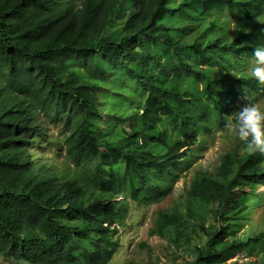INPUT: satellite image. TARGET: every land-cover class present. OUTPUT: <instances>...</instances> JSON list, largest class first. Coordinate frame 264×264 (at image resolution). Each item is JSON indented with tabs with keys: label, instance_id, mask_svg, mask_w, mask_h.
I'll list each match as a JSON object with an SVG mask.
<instances>
[{
	"label": "trees",
	"instance_id": "1",
	"mask_svg": "<svg viewBox=\"0 0 264 264\" xmlns=\"http://www.w3.org/2000/svg\"><path fill=\"white\" fill-rule=\"evenodd\" d=\"M261 1L0 0V255L25 264H109L127 202L157 201L200 132L212 122L225 128L244 92L264 95L248 75L231 73L256 45L237 40L258 38L264 23L246 33L239 27V38L226 42L216 17L200 22L221 10L252 19ZM118 72L144 98L121 111L124 135L111 141L99 137L106 106L99 100L106 74ZM42 117L65 134L59 148L75 168L67 178L33 159L32 146L46 140ZM243 184L264 185V154H248L238 141L186 196L221 209L236 203L234 188ZM177 224L174 214L157 220L159 231ZM202 230L212 241L195 264L264 244V231L243 241L226 238L229 226Z\"/></svg>",
	"mask_w": 264,
	"mask_h": 264
},
{
	"label": "rangeland",
	"instance_id": "2",
	"mask_svg": "<svg viewBox=\"0 0 264 264\" xmlns=\"http://www.w3.org/2000/svg\"><path fill=\"white\" fill-rule=\"evenodd\" d=\"M182 0H172L178 3ZM262 13L252 19L243 20L239 13L221 10L213 12L212 16L205 17L200 22L205 25L211 17L217 18V23L224 24V31H217L218 36L230 42L234 37L239 38L237 29L243 33L255 23H264V0L261 1ZM187 23H185L186 25ZM189 41L193 36L187 38ZM259 43L255 35L239 38L237 42ZM253 57L233 69L234 75H247ZM221 71L224 68L213 64ZM184 84L190 87L197 86L201 90L203 83L190 78ZM103 89L106 98H100L99 103H106L100 108L102 120L99 122L100 138L115 141L123 137L124 130L117 118L125 111L144 98V93L134 81L121 72L108 73L103 80ZM257 101L264 102V95L249 94ZM245 103L244 95L237 102L240 108ZM43 127L46 131V140H37L32 146L33 159L45 164L59 179L73 175L75 168L68 162L63 145L65 134L55 124L49 123L44 117ZM128 131V128L125 127ZM238 140L226 128H219L211 123L209 133L200 132L195 145L181 154L180 162L171 170L169 178L162 182L163 192L157 201L145 204L128 201V213L123 224L119 226L117 247L109 264H195L199 249L212 240L203 232L204 229L229 226L232 232L226 235L227 239H241L246 241L264 231V185L258 184L254 191L248 185L234 188V205L218 208V203H207L200 200L189 201L186 191L193 179L200 175H214L220 157L234 149ZM125 191L118 195L123 201ZM125 200V199H124ZM219 211V212H218ZM161 213L174 214L178 224L162 231L157 228V220ZM232 234V235H231ZM264 264V244H249L235 251L227 258L210 263L200 264H233V263ZM0 264H25L23 261L6 259L0 255Z\"/></svg>",
	"mask_w": 264,
	"mask_h": 264
},
{
	"label": "clouds",
	"instance_id": "3",
	"mask_svg": "<svg viewBox=\"0 0 264 264\" xmlns=\"http://www.w3.org/2000/svg\"><path fill=\"white\" fill-rule=\"evenodd\" d=\"M257 39L260 42L253 47L254 62L247 75L264 87V31ZM244 100L245 103L226 119L224 127L243 144L248 154H264V102L246 92Z\"/></svg>",
	"mask_w": 264,
	"mask_h": 264
}]
</instances>
